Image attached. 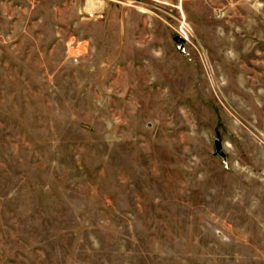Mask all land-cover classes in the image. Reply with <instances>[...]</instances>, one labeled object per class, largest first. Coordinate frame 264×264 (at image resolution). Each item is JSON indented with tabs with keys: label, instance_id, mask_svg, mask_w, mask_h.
<instances>
[{
	"label": "rangeland",
	"instance_id": "obj_1",
	"mask_svg": "<svg viewBox=\"0 0 264 264\" xmlns=\"http://www.w3.org/2000/svg\"><path fill=\"white\" fill-rule=\"evenodd\" d=\"M0 264H264V0H0Z\"/></svg>",
	"mask_w": 264,
	"mask_h": 264
},
{
	"label": "water",
	"instance_id": "obj_2",
	"mask_svg": "<svg viewBox=\"0 0 264 264\" xmlns=\"http://www.w3.org/2000/svg\"><path fill=\"white\" fill-rule=\"evenodd\" d=\"M174 41L176 43H178V44H181V45H184V43H185L184 40L181 37H179V36H175L174 37ZM215 145H216L218 154L223 156L224 153H223V150H222V147H221V143L219 141H216Z\"/></svg>",
	"mask_w": 264,
	"mask_h": 264
},
{
	"label": "built area",
	"instance_id": "obj_3",
	"mask_svg": "<svg viewBox=\"0 0 264 264\" xmlns=\"http://www.w3.org/2000/svg\"><path fill=\"white\" fill-rule=\"evenodd\" d=\"M89 16H90V17H93V16H94V13H89ZM179 32H180L179 37H181V38L184 40V42H185L184 45H185L186 42H187V40H188V39H187V38H188V37H187V34H186L185 30L183 29V27H180V28H179ZM184 45H183V46H184Z\"/></svg>",
	"mask_w": 264,
	"mask_h": 264
},
{
	"label": "bare ground",
	"instance_id": "obj_4",
	"mask_svg": "<svg viewBox=\"0 0 264 264\" xmlns=\"http://www.w3.org/2000/svg\"><path fill=\"white\" fill-rule=\"evenodd\" d=\"M101 4V3H100Z\"/></svg>",
	"mask_w": 264,
	"mask_h": 264
}]
</instances>
